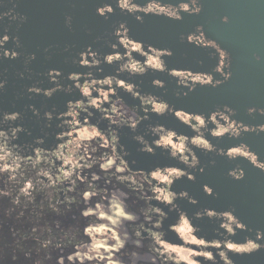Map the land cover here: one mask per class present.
I'll return each mask as SVG.
<instances>
[{
    "label": "clouds",
    "instance_id": "1",
    "mask_svg": "<svg viewBox=\"0 0 264 264\" xmlns=\"http://www.w3.org/2000/svg\"><path fill=\"white\" fill-rule=\"evenodd\" d=\"M114 4L115 9L110 3L97 7L95 14L107 20L119 10L137 23H143L146 16L180 22L184 15L197 16L202 11L199 0H177L174 4L146 0L143 5L136 0H114ZM14 10L13 4L0 12V22H8L0 32V60L20 57V40L9 34V27L13 23L19 26L26 17ZM227 22V17L221 18V23ZM71 23L72 18L66 16L64 26L71 30ZM112 39L107 54L101 56L89 46L72 59L73 65L86 72L74 71L65 77L61 71L49 69L44 75L52 87L42 88L37 82L25 89L29 98L76 93L77 98L68 100L62 112L43 113L46 128L57 121L54 147H43V138L31 144L17 143L25 132L17 123L21 114L0 112V264H17L20 257L29 264H233L229 254L246 256L264 250L262 231L241 242L232 239L238 232H251L233 211L206 208L189 217L176 201L191 206L198 201L187 191L173 190L181 180L193 182V172L203 173L197 151L215 153L228 161L244 160L264 173V161L246 144L224 150L208 139L237 140L242 134H264V124L250 127L237 122L235 112L226 105L207 115L177 109L158 96L142 93L132 82L152 72L166 74L177 89L186 90L177 92L178 97H186L197 87L214 89L231 77V72L225 71L230 63L228 53L207 39L201 26L181 35L180 40L194 48L212 50L217 63L211 72L168 68L165 58H170L172 51L132 39L124 23L114 28ZM35 59L34 53L24 58L19 79H25V73L31 78L28 66ZM254 59L259 62L261 58ZM102 65H115V70L104 74ZM213 73L222 79H215ZM124 76L128 79L121 78ZM6 83V78L0 79V93ZM151 87L163 89L165 84L153 79ZM120 93L138 103L129 106ZM28 110L40 118L35 107L29 105ZM254 114L264 117V109H247V115ZM96 116L99 119L92 123ZM151 116H171L192 135L178 134L163 124H148L143 134L132 136L138 151L155 155L159 150L182 167L164 165L143 170L130 165L119 130L127 128L136 133ZM102 121L106 122L103 129L99 127ZM227 176L239 182L245 173L235 167ZM201 190L205 196L214 195L206 184ZM169 213H175V219L165 229ZM65 217L72 223L65 226ZM204 219L218 222L212 239L200 234L194 223Z\"/></svg>",
    "mask_w": 264,
    "mask_h": 264
},
{
    "label": "flooded vegetation",
    "instance_id": "2",
    "mask_svg": "<svg viewBox=\"0 0 264 264\" xmlns=\"http://www.w3.org/2000/svg\"><path fill=\"white\" fill-rule=\"evenodd\" d=\"M138 0H136L137 2ZM146 1L138 2L143 5ZM110 3L115 9L114 0H0V12L6 11L15 5V13L26 17L24 23L17 26L13 23L9 27V34L19 38L21 48L18 49L20 57L15 61L0 60V79L7 80L5 89L0 93V112H19L21 120L17 121L25 129L24 133L19 135L17 143L31 144L36 138H43L45 148H52L55 145V134L57 121L51 122V127H45V121L42 119L45 111L60 113L64 110L65 103L70 99H76V93L66 95L63 92L54 94L50 99L42 96H32L25 94V89L39 82V87H52L45 77L49 69H57L66 77L70 72H86L87 69L77 68L72 64V59L87 47H91L101 56L107 54L110 49L108 45L113 43L112 32L120 23H124L129 29V35H133L134 28L138 34L137 40L142 41L146 46L152 45L159 49H170L172 56L165 58L168 68L190 69L193 71L211 72L216 66L217 57L209 49L194 48L180 40L181 35H187L197 27L172 28V22L163 18L146 16L143 23H137L134 17L114 10V13L107 20L98 17L95 14L97 7ZM66 16L72 18L71 30L64 26ZM194 16L184 15L180 22L188 21ZM8 26L7 20L0 22V32ZM179 33L177 38L175 36ZM205 34V33H204ZM206 36V35H205ZM207 39H209L206 36ZM136 40V39H134ZM175 42H172L174 41ZM12 45L9 44L8 47ZM48 48L49 52L45 53L44 49ZM67 48L68 51H64ZM35 54L36 59L28 66L31 72V78L25 73V79H19L17 73L24 72V58L28 54ZM229 57V67L225 71L230 72L231 58ZM139 59V57H137ZM104 74H112L115 65L107 67L102 65ZM95 72V70H93ZM215 79H222L218 75ZM122 79H128L126 76ZM153 79L164 81L163 89L151 87ZM67 83V81H63ZM132 82L136 83L142 93H151L167 101L169 105L177 109H183L190 113H208L222 108L221 104H211L209 93L212 90H222L221 87L227 83H222L217 88H199L186 97H178L177 92L186 91L177 89L174 80L166 74L149 72L143 77L133 78ZM208 93V94H207ZM126 104L135 105L138 102L130 97L120 93ZM222 102V101H221ZM35 107L40 112V118L32 115L28 106ZM248 109V108H247ZM247 109L241 114L233 110V117L237 122L246 124L248 118L259 115H247ZM98 116L94 117L92 123H96ZM163 124L167 128L174 129L178 134L191 136L189 129L180 125L171 116L157 118L151 116L148 121L142 123L136 133L130 132L127 128L119 130L120 143L128 152V161L134 169L150 170L156 166L176 165L175 161L167 158L166 153L159 150L155 155H147L138 151L139 145L135 143L132 136L143 134L148 124ZM100 128L106 127V122H100ZM253 127V126H250ZM30 133V134H29ZM145 139H151L146 136ZM213 145L218 149L227 150V148L236 146L240 143L246 144L252 152L256 154L259 151L261 161H264V134L248 133L242 134L239 139L231 140L227 137L216 140L208 137ZM200 160V166L203 167V173L193 172L195 180L188 182L181 180L174 184L173 190L176 192L187 191L191 197L198 201L196 206H191L186 201L178 200L176 203L180 209L185 211L189 217L195 212L203 209H214L217 212L233 211L235 216L244 223L251 232H238L232 239L241 242L245 237L254 236L259 230L264 232V173L253 168L247 161L236 160L228 161L218 157L215 153L196 152ZM215 161L214 165L209 164ZM135 162L134 164L132 162ZM235 167L243 169L245 176L242 181H232L227 172ZM208 185L213 189V196H205L201 190L202 185ZM167 212V209H164ZM71 215V214H70ZM175 219V213H169V219L165 221L167 225ZM63 223L65 226L72 221L65 217ZM200 228V234L208 239L214 238L217 231V221L207 219L194 221ZM178 227H182L179 225ZM55 257V254H53ZM230 255L233 264H264V250L258 251L251 255L235 256Z\"/></svg>",
    "mask_w": 264,
    "mask_h": 264
},
{
    "label": "water",
    "instance_id": "3",
    "mask_svg": "<svg viewBox=\"0 0 264 264\" xmlns=\"http://www.w3.org/2000/svg\"><path fill=\"white\" fill-rule=\"evenodd\" d=\"M162 2L174 4L177 0ZM199 3L202 7L199 15L188 23L172 22V28L201 26L209 40L230 56L231 77L222 90L209 93L210 103L226 105L241 114L250 107L264 109V0H199ZM222 17H227L228 22L221 23ZM135 30L131 36L137 40ZM256 56L261 58L259 62L254 59ZM246 124L253 127L264 124V117L248 118ZM256 155L261 157L259 151Z\"/></svg>",
    "mask_w": 264,
    "mask_h": 264
},
{
    "label": "rangeland",
    "instance_id": "4",
    "mask_svg": "<svg viewBox=\"0 0 264 264\" xmlns=\"http://www.w3.org/2000/svg\"><path fill=\"white\" fill-rule=\"evenodd\" d=\"M6 204V202H4ZM7 264V261H6ZM17 264H29V262H26L23 260V257H20V260L17 262Z\"/></svg>",
    "mask_w": 264,
    "mask_h": 264
}]
</instances>
